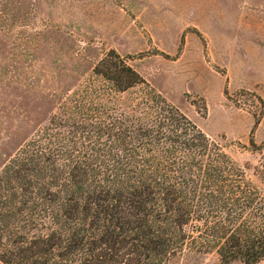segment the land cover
<instances>
[{
  "label": "trees",
  "instance_id": "trees-1",
  "mask_svg": "<svg viewBox=\"0 0 264 264\" xmlns=\"http://www.w3.org/2000/svg\"><path fill=\"white\" fill-rule=\"evenodd\" d=\"M93 71L106 90L0 147V262H263L264 144L240 165L159 95L125 103L146 83L115 51Z\"/></svg>",
  "mask_w": 264,
  "mask_h": 264
},
{
  "label": "rangeland",
  "instance_id": "rangeland-1",
  "mask_svg": "<svg viewBox=\"0 0 264 264\" xmlns=\"http://www.w3.org/2000/svg\"><path fill=\"white\" fill-rule=\"evenodd\" d=\"M110 51L146 83L125 103L157 94L235 162L256 163L264 0H0V147L11 155L89 83L106 90L93 70ZM200 259L188 264H220Z\"/></svg>",
  "mask_w": 264,
  "mask_h": 264
}]
</instances>
